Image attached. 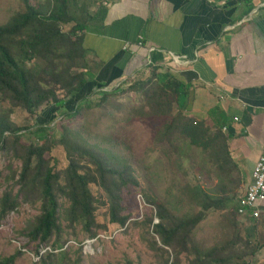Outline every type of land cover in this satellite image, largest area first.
<instances>
[{"label": "trees", "instance_id": "1", "mask_svg": "<svg viewBox=\"0 0 264 264\" xmlns=\"http://www.w3.org/2000/svg\"><path fill=\"white\" fill-rule=\"evenodd\" d=\"M87 0H51L46 14L37 10L28 0L23 13L14 16L5 26H0V96L8 100L12 107H20L30 115H36L46 105L62 108L66 101L86 88L90 80L87 52L81 33L86 29ZM73 25L69 32L62 27ZM80 33V34H79ZM152 68L143 80L130 82L129 90L139 92L149 98L154 113L158 116L171 115L173 106L184 94L185 86L168 74L163 79ZM92 95L94 94L91 93ZM103 100L110 95L101 91ZM91 95V96H92ZM71 110H66L62 120H74L85 109L95 106L87 99ZM89 102V103H88ZM99 105V104H98ZM156 135L161 133L169 143L176 136L188 142L191 148L207 154L211 166L221 177L216 195L208 194L203 188H191L193 201L201 210L191 216H177L166 206L150 202L155 209L157 223L147 219L151 225L155 249L166 255L164 264H180L182 254H195L191 264H252L251 261H233L225 255V247H215L201 252L193 242V231L204 219L208 210H226L228 204L237 198L240 183L232 174L236 166L230 157L228 137L221 131H213L203 122L189 119L178 110ZM22 128L12 122L7 114L0 115V150L12 153L22 163L17 185V195L11 190L0 198V219L4 220L19 206V197L31 203H42L41 215L35 220L28 234V244L36 245L35 264H49L58 254L63 253L60 225V205L58 194L69 203L66 213L71 225H82L83 231L92 240L107 226L97 223V201L91 186L99 187L106 195L110 224L125 228L129 225L128 214H124L123 191L137 186L134 170L125 162H117L107 157L105 151L91 147L62 127L59 145L63 146L68 159V167L63 172L51 168L47 154L53 149L52 138L55 128L37 126L32 134L40 144L24 142ZM26 134V133H25ZM31 134V133H29ZM155 135V137H156ZM13 139L12 146L9 141ZM55 139V138H54ZM231 186V187H230ZM229 228L233 231L232 245L243 243V256L252 258L264 250V216L252 220H240L236 209L226 215ZM242 226L243 236L237 231ZM53 237H57L51 244ZM51 247L52 253L40 257V249ZM29 248V247H28ZM55 251H61L55 254ZM22 254V252H20ZM15 257L0 264H14Z\"/></svg>", "mask_w": 264, "mask_h": 264}, {"label": "rangeland", "instance_id": "2", "mask_svg": "<svg viewBox=\"0 0 264 264\" xmlns=\"http://www.w3.org/2000/svg\"><path fill=\"white\" fill-rule=\"evenodd\" d=\"M28 1L43 14L47 13L51 5V0ZM25 7L26 0H0V26L7 25L14 16L23 13ZM72 27L67 25L61 30L69 32ZM134 81L109 89L110 95L105 101H101V91L93 95L90 93L88 101L95 106L83 110L74 120H62L67 110L64 107L46 105L38 114L30 115L20 107H12L8 100L0 96V115H9L19 127H30L21 132L24 142L40 144L38 137L32 134L37 126L55 128L52 138L45 136L54 143L47 159L55 172L65 171L69 164L63 146L58 143L62 127H65L89 146L105 151L107 157L127 163L137 179V186H130L123 191L124 214L130 216L129 225L125 228L109 223L106 195L99 187L91 186L97 201V223L107 226V230L97 231L100 238L88 254L84 247L92 239L84 233L82 225L71 226L67 222L69 203L58 194L63 253L49 264H164L166 255L155 249L153 240L156 237L146 221L151 217L152 224L157 223L155 209L150 202L166 206L177 216H191L201 210L193 201L192 187L199 186L208 194L216 195L221 177L211 166L208 155L200 149L191 148L188 142L176 136L169 143L161 133L156 135L169 122L167 116L171 115H156L149 98L129 90L130 82ZM81 104L84 105V102L81 101ZM74 106L69 107L73 109ZM175 107L172 116L176 113ZM12 143L13 139L9 141V146ZM21 167V161L15 159L12 153L0 150V198L7 190L18 194L20 187L17 179ZM41 207L40 201L26 203L19 197L17 210L6 219H0V262L15 257L14 264L37 263V256L33 252L36 245L28 244L27 237L35 220L41 215ZM226 215L227 212L219 214L216 210L205 212L204 219L193 231L196 247L201 252L225 247L223 253L233 261L242 259L258 264L255 260L258 253L253 258L243 256V251L246 252L244 244L232 245L233 231L229 228ZM241 227L239 225L237 231L243 236ZM56 238H52L51 244L55 243ZM170 257L168 264L173 260ZM195 258V254H182L180 264H191Z\"/></svg>", "mask_w": 264, "mask_h": 264}, {"label": "crops", "instance_id": "3", "mask_svg": "<svg viewBox=\"0 0 264 264\" xmlns=\"http://www.w3.org/2000/svg\"><path fill=\"white\" fill-rule=\"evenodd\" d=\"M86 4V29L81 35L90 80L63 107L71 110L90 93L143 79L152 68L161 80L170 75L185 86L174 111L228 137L236 166L232 176L240 189L236 200L218 212L236 209L264 150V0H87ZM149 48L154 51L149 53ZM170 54L189 63L176 64ZM255 260L264 264V250Z\"/></svg>", "mask_w": 264, "mask_h": 264}, {"label": "built area", "instance_id": "4", "mask_svg": "<svg viewBox=\"0 0 264 264\" xmlns=\"http://www.w3.org/2000/svg\"><path fill=\"white\" fill-rule=\"evenodd\" d=\"M138 45L142 46V38L138 39ZM149 53L154 51V48L147 49ZM171 60L176 64L189 63V61L184 57L176 56L175 54H170ZM150 64L148 61L147 65ZM103 91H109L107 89ZM264 205V150L260 153L257 159L252 173L249 184L245 187L244 193L238 197V206L236 212L241 218L257 219L261 214V207ZM100 238L98 236L96 239L88 240L84 251L88 254L91 251L92 245ZM63 250V249H62ZM61 250V251H62ZM61 251H55V254ZM47 253H52L51 247H43L40 249V257L46 255ZM37 262L39 258L37 257Z\"/></svg>", "mask_w": 264, "mask_h": 264}]
</instances>
